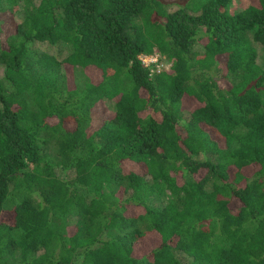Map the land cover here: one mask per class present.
Instances as JSON below:
<instances>
[{"label":"trees","instance_id":"obj_1","mask_svg":"<svg viewBox=\"0 0 264 264\" xmlns=\"http://www.w3.org/2000/svg\"><path fill=\"white\" fill-rule=\"evenodd\" d=\"M233 1L0 0V264H264V0Z\"/></svg>","mask_w":264,"mask_h":264},{"label":"rangeland","instance_id":"obj_2","mask_svg":"<svg viewBox=\"0 0 264 264\" xmlns=\"http://www.w3.org/2000/svg\"><path fill=\"white\" fill-rule=\"evenodd\" d=\"M163 1H164V3L169 5L170 9H175V8H177V6H182V5H185L186 3L188 4L190 2V0H163ZM34 2L37 3V2H39V0H34ZM247 4H248L247 0H238V1L235 0V1H233L231 3L229 8H230V11H234V10H238V9H240L242 7H245ZM22 16H23L22 12L18 13L17 15H15L14 18L10 14L2 15L3 20H4L3 28L6 30V34L11 33L13 31V29H14V23H13L12 19H15V21H18V20H20V18ZM34 47L39 49V50H43V49L47 50V49H49L50 52L52 50H56V49H51L50 46L47 43H38V44H35ZM256 47H257V50H258L257 62H258V64L263 66L264 65V50L259 45H256ZM140 57H142L146 61L147 60L154 61V60L158 59L159 61H157L156 63L157 64H161L162 63V61L159 59L157 53H153L151 55H141ZM162 67L163 66L160 65L159 69H161ZM156 69H157V67H155V70ZM1 75H2V69L0 68V77H1ZM93 116H94V119H95L94 123H100L103 119L108 118V117L111 116V111L107 107H105L103 105H100V106L95 108ZM215 138L217 140H219L220 143L222 142L221 139L218 136L215 135ZM129 166L133 167V164H131ZM247 173H248V171H247ZM236 205H235V203H232L233 207H235ZM181 258H182V260L187 261V258H185L183 256Z\"/></svg>","mask_w":264,"mask_h":264},{"label":"built area","instance_id":"obj_3","mask_svg":"<svg viewBox=\"0 0 264 264\" xmlns=\"http://www.w3.org/2000/svg\"><path fill=\"white\" fill-rule=\"evenodd\" d=\"M140 59H141L142 63H143L145 66H147V67H148V66H151V64H154V66L157 67V69H156L157 71L160 70V69H159V66H160V65L163 66V67H166V68L168 67V64H165V65H164L163 62H162L161 64H157L156 62L159 61L157 58H156L157 60H154V61H151V60H147V61H146V60H144L142 57H140ZM151 71H154V69L152 68Z\"/></svg>","mask_w":264,"mask_h":264}]
</instances>
